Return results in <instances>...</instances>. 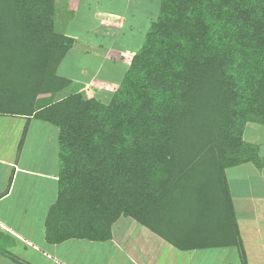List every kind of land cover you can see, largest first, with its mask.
<instances>
[{
  "label": "trees",
  "instance_id": "trees-1",
  "mask_svg": "<svg viewBox=\"0 0 264 264\" xmlns=\"http://www.w3.org/2000/svg\"><path fill=\"white\" fill-rule=\"evenodd\" d=\"M60 7L0 0V116L27 119L20 148L32 118L59 130L47 241L107 242L124 216L180 250L232 247L247 264L227 171L264 170L244 137L264 125V0H160L115 90L95 94L59 72L75 43Z\"/></svg>",
  "mask_w": 264,
  "mask_h": 264
},
{
  "label": "crops",
  "instance_id": "crops-1",
  "mask_svg": "<svg viewBox=\"0 0 264 264\" xmlns=\"http://www.w3.org/2000/svg\"><path fill=\"white\" fill-rule=\"evenodd\" d=\"M90 1L71 0L72 4H59L61 7L58 11V22L63 31L75 39L77 45L74 51L81 49L79 41L82 32L75 31L72 24L67 27L69 23L64 22L66 19L63 18L78 4L85 2L91 5ZM128 4L127 0L126 5ZM94 18L98 26L114 28L117 32L126 23L124 13L112 9L95 10ZM95 36L108 39L99 32ZM89 41L90 38L86 40L87 43ZM113 47L97 46L96 49L105 52L103 59L107 61L114 56L118 58L113 55L114 52L127 54L132 58L133 53L125 52L123 47ZM85 50L83 53L87 57L93 55L89 48ZM69 53L64 60L65 66ZM77 62L75 60L74 64L71 63L75 66ZM128 64L124 63L122 67ZM80 66L81 64L79 68ZM61 67L62 65L60 69ZM60 73L69 77L66 72ZM80 73L82 70L73 79L75 83H82L79 80L82 76ZM95 76L97 73L93 72L87 81L90 82ZM94 80L102 84L113 82L109 76H97ZM116 83L113 82L114 85ZM99 92L104 93V90ZM26 122L27 119L22 116H0V264H243L240 252L237 249L232 250L235 248L180 250L134 219L124 216L114 223L110 241L73 239L60 244L49 243L46 239L45 221L59 190V130L49 123L32 118L25 143L20 148ZM257 171L262 174L263 170ZM243 200L241 205H249L253 213L251 222V219H243V229L238 221L247 264H264V199L256 197L254 201L259 200V203H254L247 197ZM240 214L245 218L247 208L240 209L237 217ZM253 227L254 234L249 233ZM175 250L179 252L176 254ZM108 251L110 252L106 255ZM109 255H112L110 262Z\"/></svg>",
  "mask_w": 264,
  "mask_h": 264
},
{
  "label": "rangeland",
  "instance_id": "rangeland-1",
  "mask_svg": "<svg viewBox=\"0 0 264 264\" xmlns=\"http://www.w3.org/2000/svg\"><path fill=\"white\" fill-rule=\"evenodd\" d=\"M70 1L71 0H58L61 5H68L71 3ZM126 1L127 0H91V5L83 2L66 13L63 20L66 19L64 22L69 23L67 27H71L72 24L75 27V31L82 32L79 41V47L81 49L79 51H74L77 45L75 42L66 60V66L65 62H63L60 72H66L69 77L74 79L75 76L77 77L79 72L82 70V73H80L82 76L79 78L82 82H86L91 77L93 72H96L97 76L103 78L109 76L113 82H116L121 78L123 75L122 71L124 69L122 65L130 62V55L114 52L113 55H117L118 58L114 56V58H110V60L107 61L106 59H103L105 52L96 49L97 46L106 48L108 45H111L114 47H123L126 49L125 52H129V54L135 52L141 47L144 40L143 36L150 23L158 17L160 4V0H128V5H126ZM98 9H112L124 13L126 22L125 25H123L118 32L117 29L114 28L107 29L105 27L98 26V22L94 18V11ZM97 32L101 35H106L108 39L105 37L95 36ZM89 38L90 41L87 43L86 40ZM85 48H89L91 54L95 56L89 55V57H87L83 53V51H86ZM118 59H122L123 61L121 62ZM75 60L78 62L75 66H73L71 62L74 64ZM115 61H117V63H115ZM69 62L71 63L70 65ZM80 64L81 68H79ZM84 66L86 67L84 68ZM97 76H95V78ZM94 79L86 85V87L90 89L91 94H95L101 90H104V93H111L116 88V84L114 85L113 82H105L107 81L105 80V83L102 84ZM98 80L103 81L101 78H98ZM71 88L72 86L64 90V94L69 93ZM244 134L246 141L256 143L261 146L260 153L264 156V125L249 123L245 128ZM262 174L257 171L255 166L252 164L230 168L227 171L236 211L240 213V209L247 208V215L245 218H242L241 214L240 216L238 215V221H240L242 229L243 224L245 223L243 219H251V222L253 218V213L249 205H247V207H243L241 205L244 201L243 198L247 197L252 199L251 201L254 203H259V200L254 201L256 197H260L262 200L264 199V170L262 171ZM240 205L242 207H240ZM249 233L254 234V227L250 229ZM243 235H246V231ZM109 252L110 251L106 252V255H108ZM177 252L179 251H174L176 254ZM111 256L112 255L108 256V262L111 261Z\"/></svg>",
  "mask_w": 264,
  "mask_h": 264
}]
</instances>
